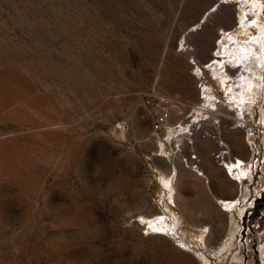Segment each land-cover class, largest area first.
Returning a JSON list of instances; mask_svg holds the SVG:
<instances>
[{
	"label": "rangeland",
	"instance_id": "1",
	"mask_svg": "<svg viewBox=\"0 0 264 264\" xmlns=\"http://www.w3.org/2000/svg\"><path fill=\"white\" fill-rule=\"evenodd\" d=\"M229 2L226 26L220 0H0V264H182L181 239L189 264H263L264 83L243 109L228 89L264 0ZM151 92L174 101L170 127L152 130ZM155 212L181 236L153 233Z\"/></svg>",
	"mask_w": 264,
	"mask_h": 264
},
{
	"label": "bare ground",
	"instance_id": "2",
	"mask_svg": "<svg viewBox=\"0 0 264 264\" xmlns=\"http://www.w3.org/2000/svg\"><path fill=\"white\" fill-rule=\"evenodd\" d=\"M257 1L255 0L254 5H251V6H254V7L255 6H259L257 4L258 3ZM218 2H219V0H218ZM259 3L261 4L262 1H260ZM215 4H216V2H215ZM219 7H223V11L222 12L224 13V15H222V16L228 15L229 20L225 22V25L226 26L230 25L232 23V21H233V17H232V8H231V4H230L229 0H220V6ZM210 14H211V12L207 15V18L209 17ZM247 14L248 13H246L244 16L242 15V17L247 19V16H248ZM224 19H226V17ZM259 32H260V34H259V36L257 38L251 37L252 40L243 42L242 44L238 43V45H237V46L241 47L239 52H238V57L239 58H237V57L236 58L239 60L237 62L238 63L240 62L241 66L244 67V69H245V71L243 72V75H242V76H244V80L242 81V83L240 85L238 83L239 81L237 82L238 83L237 85H239L240 87L237 88V87H234V85H233V86L230 87L231 89H228V92L231 91V93L233 94V97H232V99H234V103L233 104L234 105L238 104L241 109H243V107H244L243 105H246V104L242 105V102L244 103L246 100L254 101L255 94L254 93L251 94L250 92H248L251 89V87H253V85L257 86V87H259V86L261 87V83L262 84L264 83V74H263V71H262V69H264V39L262 38V35H261L262 34V29L261 28H260ZM255 44L259 46L258 49L255 48ZM234 54H237V53H234ZM215 57L216 56H213L212 59L215 58ZM234 62H235V60H234ZM237 62H235V63L237 64ZM220 64H222V62L220 60V57L218 59V56H217V59H216V62H215V71L214 72L216 74L220 75L223 83L226 84V81L228 80L229 75L228 74L226 75L224 73H221V72L217 71L216 66L220 65ZM233 65H235V64L233 63L232 66ZM200 69L204 73L205 70L203 68H201V67H200ZM205 73H206V71H205ZM212 95L213 94H211L210 92L206 93L207 98H206V100L205 99L204 100L208 101L209 104H214V105H216L218 107L221 106L223 104V102H218L215 99V97L212 96ZM234 105L231 106V107H234ZM230 110L234 111L233 108L230 109ZM172 111H173V107H172V110L170 112V115L172 114ZM208 111H210V110H208ZM171 117H170V119H171ZM245 118H246V116H245ZM168 120L166 121V125H167V127H170L171 125L168 123ZM201 123L202 122L200 120L198 121L197 119L193 121V127H194V129H196V131L200 127H202ZM245 124L248 125V124H252V123L248 120V121H245ZM185 126L186 125H182V127H178L177 129H180V130H178L179 132L176 133V134H175V129L174 130L171 129L169 133H170V135L172 133V136H171L172 138L169 136L168 139H172V141H178L184 135L190 137V132H188L187 129L186 130L184 129ZM191 129H193V128H191ZM194 129H193V131H194ZM237 129H239L238 133H239V135H241V137L238 135L241 138V140H240V138H238V140H240L243 143H245V137H244V133L245 132L244 133L242 132L243 129H241L240 126H238ZM190 131L192 132V130H190ZM159 146H158V148L156 150L157 152H155L156 155L165 156L163 153H167V156H168V152H166V148H165V143L163 141H161V144ZM159 151L161 152V154L158 153ZM173 165H176V164H172V166ZM232 165L234 167H236L235 164H232ZM170 166H171V164L169 165V167ZM238 166H240V165H238ZM180 168H182V167H177L176 166L175 169L170 168V170H166L165 173H167V175L165 174L166 177L164 176V178L162 179L163 180V184H164V188L166 190H168L169 199L171 201H173L175 204H177L176 193L178 191L177 190V183H178L177 181L180 178L179 177L180 173L178 174V171H179ZM240 172H242L241 174H246V176H248V173L245 171L244 168H243V171L240 169ZM174 174H178L176 180H174V176H175ZM233 200L237 201V199H233ZM178 203H180V202L178 201ZM236 205H237V202H236V204H233L232 201H229L228 203H226V208L229 209L228 211H229V214H231V221L232 222L235 221L234 220L235 215H234L233 210L239 208V207L237 208ZM240 211L242 212L243 209L241 208ZM142 220L148 221L151 231H153V233H156L160 237L168 238V235H170V234H173L175 236L180 234L179 229H178L180 221L177 220V222L173 223V221L171 220L170 217H168V216H166V215H164V214H162L160 212H155V213H153L152 215H149V216H142ZM232 229L233 228H231L230 230H232ZM180 236H181V234H180ZM230 240H231V238H230ZM181 243H182L181 245H177V247L179 249V252H181V254H182V258H181L182 262L181 263L182 264H189L190 263L189 262L190 259L186 255V252H185L186 246L188 245V241L181 239ZM229 244H230L229 242H226L225 246H223V247L221 246L219 248V251H222L223 249L228 248ZM182 248H184V249H182ZM260 252H261L262 261H263V264H264V244L261 246ZM178 261H180V260H178ZM178 263H180V262H178Z\"/></svg>",
	"mask_w": 264,
	"mask_h": 264
},
{
	"label": "built area",
	"instance_id": "3",
	"mask_svg": "<svg viewBox=\"0 0 264 264\" xmlns=\"http://www.w3.org/2000/svg\"><path fill=\"white\" fill-rule=\"evenodd\" d=\"M143 103L149 109L151 128L154 131L166 125L172 107H175L174 101L168 95L159 92L146 94Z\"/></svg>",
	"mask_w": 264,
	"mask_h": 264
},
{
	"label": "crops",
	"instance_id": "4",
	"mask_svg": "<svg viewBox=\"0 0 264 264\" xmlns=\"http://www.w3.org/2000/svg\"><path fill=\"white\" fill-rule=\"evenodd\" d=\"M198 164H199V167H200V170H199L200 173H197L198 178L197 177L196 178L199 180V182L205 183V185L207 186L208 180H207L206 174L204 173L205 172L204 169L201 168V166H202L201 159H199V163ZM220 165H222V163H220ZM202 192H205V191H202ZM211 193H212V196H213L214 200H216V201L217 200H230V199H232V201H233V198H232L233 196H230L228 194H225V193H217L216 194L213 191H211Z\"/></svg>",
	"mask_w": 264,
	"mask_h": 264
}]
</instances>
